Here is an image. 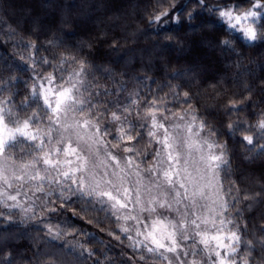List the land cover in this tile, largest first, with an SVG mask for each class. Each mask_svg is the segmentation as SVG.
<instances>
[{
	"label": "snow or ice",
	"instance_id": "1",
	"mask_svg": "<svg viewBox=\"0 0 264 264\" xmlns=\"http://www.w3.org/2000/svg\"><path fill=\"white\" fill-rule=\"evenodd\" d=\"M201 13L215 22L194 24ZM144 18L157 49L183 52L194 32L235 56L238 69L246 56L237 40L248 50L264 44V0H145ZM39 30L34 18L20 42L15 30L0 31V49H14L0 55V244L19 232L36 249L17 260L0 247V264H104L99 250L109 245L76 220L127 242L129 264H264V178L242 189L230 144L239 138L245 161L264 158V99H252L254 88L239 85L244 94L221 106L226 119L217 126L192 91L195 68L173 71L164 84L143 65L129 77L94 63L91 42L55 33L41 40ZM119 43L109 42L112 54ZM255 88L264 97V79ZM254 105L251 122L232 119Z\"/></svg>",
	"mask_w": 264,
	"mask_h": 264
},
{
	"label": "trees",
	"instance_id": "2",
	"mask_svg": "<svg viewBox=\"0 0 264 264\" xmlns=\"http://www.w3.org/2000/svg\"><path fill=\"white\" fill-rule=\"evenodd\" d=\"M244 2L246 3L247 0ZM144 3L145 0H0V31L7 33L15 30L16 42H20L21 37L28 38L29 27L35 18L40 22V30L36 36H39L41 40L55 33L57 38H63L69 44H75L79 40L89 41L93 44V48L85 49V52L90 57H94V63L108 64L114 70L125 71L129 77L133 74L140 75L138 70L143 65L150 69L149 75L152 79L158 80L160 84H164L165 76L170 78L173 71L195 68L196 75L192 79L198 83H195L192 91L193 93L200 92V96L196 99L197 103L202 106L201 113H211L210 118L217 126L226 119L224 111L219 109L227 103L230 97L244 94L245 89L239 85L245 80L249 87L254 88L252 99L257 102L264 99L261 97L260 89L255 88L257 81L264 79V69L261 66L264 63V44L248 50L243 41L237 40L236 46L246 56L243 66L239 69L234 64L235 56L201 44L196 38L197 33L194 32L190 33L186 39V50L183 52L166 49L163 45L157 49L155 46L160 41L158 37L151 34L154 30L149 29L147 20L144 18ZM73 4H77L78 7H70ZM97 5L107 6L97 7ZM62 17H66L65 23L70 24L69 27H61ZM209 20L215 22V17L201 13L200 18L195 20L194 24L200 25ZM215 28L223 31V25L218 22L215 23ZM102 33L104 35H101ZM2 38L7 41L6 35ZM179 38L184 39L183 30L180 31ZM113 39L120 41L117 45L120 51L116 54H112V49L109 47V42ZM167 43V41L164 42V44ZM5 51L12 54L14 49L5 43L4 48L0 49V55H4ZM150 56L152 57L151 64L149 63ZM156 57H159V60ZM165 66L170 68L168 73L163 71ZM245 72L248 74L240 79L239 73ZM17 75H23V73L17 72ZM24 78L27 79V76ZM129 83L132 82L129 81ZM172 83L183 84L185 82L173 80ZM210 84L217 85V87L210 88L208 87ZM140 87L142 93H146L147 90L143 86ZM149 87L158 91L151 82ZM217 92L222 94L217 97ZM172 104L174 101L170 102V106ZM209 105H214V107L209 108ZM259 110L254 105L232 119H247L251 122L254 114ZM224 139H228L227 136ZM238 139L237 137L230 141L233 149L234 178L237 179L242 189L256 190L257 186L251 181L264 178V158L252 163L245 161L242 158L243 149L239 147ZM261 207L255 209L254 212L246 213V217L259 213ZM75 222L83 229L97 232L109 245L99 250L101 253L106 252L109 257L104 264H129L128 258L134 253L126 246L127 242L121 244L110 240L105 233L100 232L86 220ZM107 227L111 228L113 225L109 224ZM20 236L21 233H14L10 239L0 244L5 252L10 253L17 260L24 259L25 256L32 257L33 251L36 250L29 248L30 241L27 237L18 238ZM99 258L104 259L103 255ZM132 264H143V262L133 260Z\"/></svg>",
	"mask_w": 264,
	"mask_h": 264
}]
</instances>
